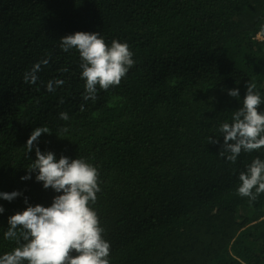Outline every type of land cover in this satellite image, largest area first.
<instances>
[{
	"label": "trees",
	"instance_id": "trees-1",
	"mask_svg": "<svg viewBox=\"0 0 264 264\" xmlns=\"http://www.w3.org/2000/svg\"><path fill=\"white\" fill-rule=\"evenodd\" d=\"M76 31L133 53L120 84L95 101L82 98L79 53L60 48ZM247 82L264 97V0H0V191L22 193L0 199V253L15 246L2 231L24 198L47 206L57 195L34 173L20 179L35 159L25 142L41 126V152L97 168L91 207L110 264H264V193L237 192L264 148L235 163L219 154V126L242 106Z\"/></svg>",
	"mask_w": 264,
	"mask_h": 264
},
{
	"label": "clouds",
	"instance_id": "clouds-1",
	"mask_svg": "<svg viewBox=\"0 0 264 264\" xmlns=\"http://www.w3.org/2000/svg\"><path fill=\"white\" fill-rule=\"evenodd\" d=\"M60 48L64 52L75 49L79 53L85 101H95L99 90L119 85L135 64L127 42L113 40L108 44L95 31L64 35L60 37ZM42 63L46 64L47 60ZM36 67L25 73L26 83H35ZM46 87L51 91L52 82ZM227 94L232 98L240 97L238 88L227 89ZM262 104L264 97L256 90L255 83L247 82L242 106L235 111L230 123L219 126V135L223 137L219 154L228 161L235 163L242 151L251 153L264 148ZM60 118L68 120L69 116L61 112ZM48 132L46 127L38 126L29 134L24 147L26 152L35 151V159H31L20 179H32L34 173L35 180L41 182L44 189L51 188L57 195L47 206L30 204L24 198L25 207L7 217L2 236L4 240L13 241L15 246L0 253V264H110L111 244L104 238L97 212L91 207L100 191L98 170L82 158L64 155L57 158L52 151L41 152L38 139ZM217 142L208 136V143ZM238 178V194L255 200L264 193V159L252 160ZM19 196H22L19 190L0 191V199L5 201L11 202ZM4 212L0 204V214Z\"/></svg>",
	"mask_w": 264,
	"mask_h": 264
},
{
	"label": "rangeland",
	"instance_id": "rangeland-1",
	"mask_svg": "<svg viewBox=\"0 0 264 264\" xmlns=\"http://www.w3.org/2000/svg\"><path fill=\"white\" fill-rule=\"evenodd\" d=\"M258 38H260V35H258Z\"/></svg>",
	"mask_w": 264,
	"mask_h": 264
}]
</instances>
